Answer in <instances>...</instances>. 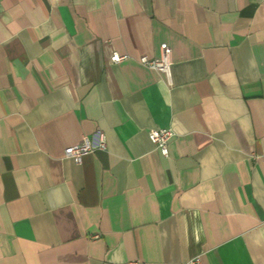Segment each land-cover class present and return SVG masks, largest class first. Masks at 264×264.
Wrapping results in <instances>:
<instances>
[{
  "label": "crops",
  "instance_id": "1",
  "mask_svg": "<svg viewBox=\"0 0 264 264\" xmlns=\"http://www.w3.org/2000/svg\"><path fill=\"white\" fill-rule=\"evenodd\" d=\"M197 257L264 264V0H0V264Z\"/></svg>",
  "mask_w": 264,
  "mask_h": 264
},
{
  "label": "built area",
  "instance_id": "2",
  "mask_svg": "<svg viewBox=\"0 0 264 264\" xmlns=\"http://www.w3.org/2000/svg\"><path fill=\"white\" fill-rule=\"evenodd\" d=\"M128 56H122L118 53H115L112 56V62L115 64H119L125 60H127ZM140 63L145 67L162 73L168 80V83H171L172 77V49L167 45H161V53L159 57L149 58V57H141ZM100 140L97 145L92 143L89 139L85 138L82 143L79 145H74L68 147L65 150V156L73 159L77 164H81L83 162V158L96 151V150H105L106 149V138L103 133H99ZM174 133L171 129H152L149 131V138L151 142L159 149L162 155L168 157L169 156V145L172 140ZM128 264H143L137 261L129 262ZM189 264H202L200 257L192 259Z\"/></svg>",
  "mask_w": 264,
  "mask_h": 264
}]
</instances>
